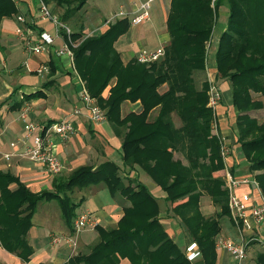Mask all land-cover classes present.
Listing matches in <instances>:
<instances>
[{"label": "trees", "instance_id": "trees-1", "mask_svg": "<svg viewBox=\"0 0 264 264\" xmlns=\"http://www.w3.org/2000/svg\"><path fill=\"white\" fill-rule=\"evenodd\" d=\"M42 1L62 9L57 17L65 24L89 0ZM220 6L227 9V21L214 53V70L229 84L236 142L264 199V120L258 123L249 116L261 109L252 95L264 97V0H169L168 42L163 56L149 64L135 60L122 64L113 48L129 27L126 20L107 25L98 35L83 37L80 30L70 35L72 42H78L71 49L76 74L120 139L121 166L138 168L164 193L171 216L197 245L203 264L215 263L217 218L228 216L222 181L213 176L222 169V160L217 139L209 136L212 115L206 107V79L198 88L194 81L204 73L206 43ZM16 13L11 0H0V20ZM49 67L53 73V61ZM162 86L165 90L160 93ZM38 96L35 92L25 99ZM126 101L138 102L139 110L121 117L119 107ZM153 110L156 114L150 120ZM172 114L180 122L177 128ZM170 152L179 153L185 163L173 160ZM118 171L110 161L94 169L79 167L65 179L54 180L52 190L39 193L0 172V247L27 263L33 251L26 235L37 204L55 201L64 225L72 231L74 211L82 200L74 203L69 194L102 185L112 198H121L122 215L113 229L94 226L97 241L86 254L77 253L65 264H119L121 259L129 264H190L166 234L154 197L137 179ZM202 194L218 208L210 219L199 212ZM255 260L264 264V254Z\"/></svg>", "mask_w": 264, "mask_h": 264}, {"label": "crops", "instance_id": "crops-1", "mask_svg": "<svg viewBox=\"0 0 264 264\" xmlns=\"http://www.w3.org/2000/svg\"><path fill=\"white\" fill-rule=\"evenodd\" d=\"M106 1L108 3V0ZM112 1L117 3L118 9L123 7L127 11L133 10L138 0ZM168 3L169 0L165 7L161 2L159 8H154L152 18H150L149 14V20L139 26L130 25L126 19L115 20H126L129 24L127 31L118 37L113 44V48L119 54L122 64L134 60L136 54L141 50L152 51L158 48H163V46L167 44L168 35L165 29V20ZM15 8L18 10V13L25 15L27 18L32 17L35 12L34 4L32 2H26ZM114 13L115 12L110 13L106 17V20ZM103 18L104 17H102V19ZM89 19L90 20H88L87 23L89 24L88 26L94 27L98 25V22L95 21L92 16H90ZM3 21H6L5 25L3 24ZM226 21L227 9L224 6H220L216 10L214 24L206 43V54L204 59L207 78L214 80L217 89V83L223 88V101L216 107L214 114L215 126L218 133L225 138L229 148V154L225 159H221L222 169L213 173V176L218 177L223 181L222 175L227 171L236 178L246 177L254 180L248 172V163L241 153L239 144L236 142L234 110L231 106L232 113L227 117V108H224V110H221L220 108V105L225 106L231 104L229 84L227 81L218 79L214 70V53L217 48L218 38L225 29ZM162 24H164L163 29ZM35 25L34 31H40L42 29L50 35L53 34L52 27L48 24L36 23ZM107 25L105 26L106 28ZM19 27L20 26L14 22L12 16L0 20V172L9 173L18 178L19 182H21L30 192L39 193L52 190L51 185L57 178L47 175L42 167L29 162L20 156L26 142L22 131V120L19 116L24 108L26 110L25 120L39 125L50 124L64 118H69L72 121L73 126L72 135L65 141L54 140L55 153L61 162V171L64 170L70 173L75 169L84 166L94 169L105 161L113 162L119 170H121V175L137 179L154 197L159 208V217L165 228L166 234L173 242L177 243L180 250L183 252L186 245L192 241L185 231L182 232L178 225V221L173 218V216H168L164 213V207L168 205L164 202V193L138 168L128 170V168H123L121 166L119 148L120 139L114 136L106 119L102 123H92L88 120L87 112L78 98L80 84L85 90L86 88L84 82L80 80L76 74L73 67V61H69L66 57L57 58L52 52L46 56L34 55L26 52L22 47L20 39L15 36V30ZM101 27L102 25L93 28L91 36L96 35L97 33H102L104 30H101ZM9 28H13V30L10 31ZM58 46L59 41H55V47ZM209 53L210 61L207 63ZM50 61H53V65L56 66L53 73H50ZM41 64H44L48 69V73L42 77L38 76L35 72ZM44 84L48 85L44 86ZM112 84L113 82H111V85ZM161 89L163 90L159 91L160 93L165 90V86H162ZM35 92H39L38 97L25 99L27 95ZM106 95L107 88L103 91L101 96L106 97ZM252 97L253 100L260 102L262 109L264 97L258 95H252ZM93 101L95 102L94 99ZM75 108L80 110L78 115H72V111ZM261 109L250 112L249 116L254 118L251 114L253 112H258ZM138 110V102L130 103L126 101L121 103L119 107L121 117L128 112H137ZM155 114V110L151 111L149 119L151 120ZM210 134L211 131L209 135ZM97 142L100 145L98 151L95 149ZM9 153L13 156L10 157L8 161H5L3 155ZM170 154L172 155L173 160L178 159L182 163H185L179 153L176 154L170 152ZM51 177L52 179L49 180ZM94 187L96 188L91 189L88 194L81 195L80 199L82 202L79 206L82 204L85 205L86 213L94 219L98 227L103 229H113L122 215L121 206L123 202L121 198H112L104 187L103 189L107 192L109 197H102L98 191L102 186L99 187V185H97ZM254 195L256 196V193H254ZM53 202L57 208L58 219L60 220L61 217L58 206L55 201ZM198 208L200 214L205 219H210L209 213H211V215L213 214L214 217L218 212L215 206L211 204L209 197L205 194H202L199 197ZM46 215L47 212H42L41 214V217L45 218L44 220L46 222L44 225L46 230H48L47 233L44 234L45 236L39 235L36 230H32V227L26 235L27 243L33 251L32 255L29 257V261L27 263H22L13 254L6 252L0 247V264H20L17 260H19L21 264H65L68 258L77 253L86 254L90 247L97 241L98 235L94 229L87 228L86 230L74 233L64 225L61 219L64 228H66L65 232L67 234L65 232H59L57 236L62 237L65 241L62 240L57 244H51L50 236L53 235V233H49L51 230L48 228V218ZM225 217H227V227L225 228H222L220 224L221 218H217L219 232L214 237V241L217 238L222 237L233 240L235 243H240L241 240H248L251 235L255 238H261L264 240V228H262L260 232L255 230V232L247 234L243 230L242 232H240V230L238 231L232 225L228 216ZM37 221L39 222L38 217ZM37 226H40V223H38ZM60 234H64L65 237L60 236ZM47 235L49 237L47 243L51 247L49 249L42 240V238H46ZM180 243H182V245H180ZM245 253L246 255L242 264H257L255 260L256 255L259 253L264 254V251L260 248L257 240L250 241L246 244ZM119 264L129 263L126 259H121ZM192 264H203L200 256ZM214 264L235 263L227 253L215 249Z\"/></svg>", "mask_w": 264, "mask_h": 264}, {"label": "built area", "instance_id": "built-area-1", "mask_svg": "<svg viewBox=\"0 0 264 264\" xmlns=\"http://www.w3.org/2000/svg\"><path fill=\"white\" fill-rule=\"evenodd\" d=\"M15 7L32 2L35 12L32 17L27 18L20 13L12 15L14 22L20 27L15 30V36L21 41L23 49L34 55H49L52 54L59 57H66L69 61L72 60V48L78 42H72L70 35L72 31L65 24L61 23L58 17L50 11L48 5L42 0H11ZM157 0H138L133 10H125L120 7L112 16L103 22V26L114 22L117 19H126L132 26H139L149 20L150 5ZM38 22H47L53 30L50 35L44 30L34 31L35 24ZM92 32H87L83 37H89ZM55 41H59V46L55 47ZM164 54L163 48H158L152 51H139L134 60L139 64H149L161 58ZM40 77L48 73V69L44 64L38 66L35 70ZM206 107L209 108L212 121L210 122L211 134L217 139L219 144V155L221 159L229 154L228 143L221 136L216 128L215 110L219 104L220 95L215 85L214 80L207 78L206 80ZM78 98L82 102L88 116V120L92 123H102L105 121L104 111L101 110L93 99L87 94L86 90L80 84ZM23 110H25L23 108ZM20 113L22 120V131L24 133L23 151L20 156L42 167L47 175L55 176L61 171V162L55 153L54 140L65 141L73 133L72 121L69 118H64L50 124L39 125L25 120V111ZM80 110L73 109L72 115H78ZM27 140V141H26ZM28 142V143H27ZM12 154H4L3 159L8 161ZM222 188L226 193V207L228 218L232 225L240 232L252 233L255 230L259 231L264 228V199L257 188L256 182L251 178H236L229 172H224L222 175ZM256 193V196L254 195ZM96 226L94 219L87 213L79 215L72 221V231L77 233L85 228L93 229ZM66 239V238H65ZM64 240L59 236H50L51 244H57ZM264 251V240L251 236L248 240L240 243H235L228 238H217L214 241V248L219 251H224L234 261L235 264H242L245 258L246 244L250 241H257ZM65 241V240H64ZM183 255L186 261L192 264L199 256V250L194 242H190L183 250Z\"/></svg>", "mask_w": 264, "mask_h": 264}, {"label": "rangeland", "instance_id": "rangeland-1", "mask_svg": "<svg viewBox=\"0 0 264 264\" xmlns=\"http://www.w3.org/2000/svg\"><path fill=\"white\" fill-rule=\"evenodd\" d=\"M161 2L166 7L168 0H159V1L157 0L155 3L150 5V8H149L150 18H152L154 8L155 7L159 8ZM117 7H118L117 3L112 1V0H108V3L106 0H89L84 4V6L78 12H76L74 15H72L70 18H68L64 23L68 28H70L71 31L82 30L83 32L82 31H80V32L83 36L85 33L92 31L93 28L100 27L101 25H102L101 30H105L106 27L103 26L102 23L104 22V20L106 19V17L110 13L116 12L118 10ZM49 8H50V11L53 14H55L56 16H59L62 14V9L53 8L52 6H49ZM90 16H92L94 18V20L98 22V25H96V26L93 25L94 27L88 26L89 24H87V23H88V20H90L89 19ZM102 17H104V18L102 19ZM5 23H6V21L5 22L3 21L4 25H5ZM38 24H48V23L47 22H38ZM163 28H164V24H162V29ZM9 30L11 31V30H13V28H9ZM98 34L99 33H97L96 35H98ZM209 61H210V53H209V56L207 57V63H209ZM205 69L206 68H204V71H205ZM203 78H205L207 80L206 71L203 73V75L200 74L198 76H195L194 81H195V85L197 88L199 87ZM217 86H218V91H219V95H220V103L219 104H221L223 101V96H222V89L223 88L221 87V85L219 86V83H217ZM162 90L163 89H161V88L159 89V91H162ZM103 98H106V97H103ZM263 102H264V99H263ZM219 104H218V106H219ZM220 108H221V110H224V108H227V115H226L227 117L229 115H231V113H232L231 104L225 105V106L220 105ZM23 111H25V115H26V110H23ZM251 115H252V117H254V119L258 123H260L262 120H264V103H263V108L260 111L253 112ZM171 118H172V122H173L174 127H176V128L179 127L180 122H179L178 118L174 114L171 115ZM95 149L97 151L100 149V145L98 144V142L96 143ZM70 173L63 170L58 175H55L53 177L57 178L56 180H63L67 176H69ZM118 174L121 176V170L118 171ZM50 179H52V177L49 178V180ZM101 186L102 185H99V187H101ZM93 188H96V187L89 186V187L82 189L80 191L74 189L72 191V193L69 194V197L74 203H77L78 200L80 199L81 195L88 194V192ZM103 190H104L103 187L100 190H98L100 192L101 196L102 197H109L107 192L105 190L104 191ZM53 203H54L53 201H51V202H43V201L39 202L36 206L35 213L32 217V230H36L39 233V235H41V236H45L44 234L47 233V231H48V230H46V227L44 225L46 222L44 220L45 218L41 217L42 212H47V215H46L48 218L47 225H48V228H50V230H51V231H49V233H53V235L56 236L59 232L61 233V232L66 231V228H64L61 219L60 220L58 219L57 208L54 205L55 203L54 204ZM85 208L86 207L84 204H82L81 206L76 208L75 212H74L75 213L74 217L76 218L79 215L85 214L86 213ZM164 208H165V210H163L164 213L167 214L168 216H171V213L169 212L170 206L166 205V207H164ZM215 208L218 210L217 207H215ZM209 215H210V218L213 217V214L211 215V213H209ZM37 217L39 218V222L37 221ZM226 218L227 217L222 216L220 219V224H221L222 228L227 227L226 226ZM38 223H40V226H37ZM178 225L180 226V228L183 232L184 229L181 227L180 224H178ZM86 229L87 228H85L84 230H86ZM49 233H48V235H49ZM48 235L46 238L45 237L42 238V240H43V243L46 245V247L49 249L51 247L47 243L48 238H49ZM60 236L65 237L64 234L63 235L60 234ZM180 245H182V243H180ZM17 261L21 264V262L19 260H17Z\"/></svg>", "mask_w": 264, "mask_h": 264}]
</instances>
